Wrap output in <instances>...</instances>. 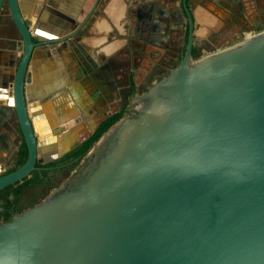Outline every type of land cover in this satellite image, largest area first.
<instances>
[{
  "label": "water",
  "instance_id": "water-1",
  "mask_svg": "<svg viewBox=\"0 0 264 264\" xmlns=\"http://www.w3.org/2000/svg\"><path fill=\"white\" fill-rule=\"evenodd\" d=\"M5 2L22 39L13 96L28 154L0 191L68 151L39 144L25 98L38 42L20 0L0 13ZM182 6V59L131 97L75 177L8 221L0 200V264H264V29L195 58Z\"/></svg>",
  "mask_w": 264,
  "mask_h": 264
},
{
  "label": "crops",
  "instance_id": "crops-1",
  "mask_svg": "<svg viewBox=\"0 0 264 264\" xmlns=\"http://www.w3.org/2000/svg\"><path fill=\"white\" fill-rule=\"evenodd\" d=\"M253 1L264 0H190L198 55L236 44L248 29H257L264 10L257 11ZM20 3L38 42L25 84L27 109L39 144L49 154L54 143L63 151L81 143L117 110L119 91L128 88L120 84L123 74L138 88L146 80L161 78L166 70L161 66L175 62L169 61V51L184 43L187 18L182 0ZM38 4L41 10L35 16ZM73 33L72 42L48 43ZM21 51L22 39L5 2L0 13V171L26 146L13 96ZM126 60L129 63L123 64ZM64 126L67 131L55 133Z\"/></svg>",
  "mask_w": 264,
  "mask_h": 264
},
{
  "label": "trees",
  "instance_id": "trees-1",
  "mask_svg": "<svg viewBox=\"0 0 264 264\" xmlns=\"http://www.w3.org/2000/svg\"><path fill=\"white\" fill-rule=\"evenodd\" d=\"M198 53H199L198 49L194 47L192 51L193 57H197ZM150 85L151 83H149L147 87L142 88V91H145ZM135 92H136L135 86H134V83L132 82L131 87L129 88L127 93L124 95V98H123L124 102L122 103L120 108L110 113L103 121H101L99 125L89 134V136L85 138L81 143L75 145L73 148H71L69 151L66 152L65 156L61 160L71 161L69 164L70 165L69 172L77 168L81 159L87 154V152L90 150L93 144L101 137V135L104 132H106L111 127V125H113L116 121H118L124 115V113L128 110L130 98ZM27 154L28 152L25 146L21 152V159L19 161L18 166L24 163L27 157ZM14 169L15 168L11 170H14ZM46 173H47L46 171L42 173L34 172L30 174L28 177L24 178L23 180L18 181L14 184H11L0 191V200H3V203H2L3 212L1 214V218L3 221L10 220L11 217L15 213L22 211L23 208L20 205V198L22 197L24 191L27 188L34 187L38 185L39 183H45V182H48V185L52 184L53 181L50 182V180H48L49 177L46 176L47 175ZM37 202L38 201H36L35 203Z\"/></svg>",
  "mask_w": 264,
  "mask_h": 264
},
{
  "label": "flooded vegetation",
  "instance_id": "flooded-vegetation-1",
  "mask_svg": "<svg viewBox=\"0 0 264 264\" xmlns=\"http://www.w3.org/2000/svg\"><path fill=\"white\" fill-rule=\"evenodd\" d=\"M188 2H189V4H190V0H187ZM253 7L257 10V11H259L260 12V10L261 11H263L264 10V1L262 2V3H260L259 1H256V2H254L253 1ZM184 9V8H183ZM191 9V8H190ZM264 12V11H263ZM187 18V17H186ZM263 22H262V24H260V26H258L257 27V29L256 28H250V29H248L247 30V33H249V34H251V33H254V32H257V31H259V30H261V29H264V18H263V20H262ZM185 38H184V43H183V45H182V47H180V48H173L171 51H169V54L172 56L170 59H169V61H175L174 63L172 62L171 64H168V63H165L164 65H162L161 67L162 68H165L166 70H165V74L166 73H168L169 71H170V69H172V68H174V67H176L177 66V64L180 62V60L182 59V56H183V53H184V50H185V48H186V44H187V39H188V25H187V23H186V25H185ZM195 43H196V41H195ZM194 47H196V44H195V46ZM193 47V48H194ZM193 51V50H192ZM142 59V55H140L139 56V58H138V60H141ZM167 60V59H166ZM165 60V61H166ZM130 61H131V58H130ZM124 63H129L128 62V60H126L125 62H123V64ZM131 64V63H130ZM102 70H103V66H102V68H101ZM164 74V75H165ZM123 76V78H122V81L125 79V77L124 76H126V79H127V82L125 83L126 85L128 84V88L125 86V88L124 89H122V90H120L119 91V94H118V101H117V105H118V102H119V106H121L122 105V103H123V98H124V95L127 93V91L129 90V88L131 87V83L133 82V80H130V77H128L126 74H123L122 75ZM163 76V75H162ZM161 76V77H162ZM146 77H148V76H146ZM154 80H150V81H148V80H146L145 81V85H147V84H149V83H152ZM134 83V86H135V90H136V92H139L140 91V88H138L137 87V85L135 84V82H133ZM135 92V93H136ZM134 93V94H135ZM133 94V95H134ZM132 95V96H133ZM131 96V97H132ZM130 100H131V98H130ZM83 141V140H82ZM81 141V142H82ZM24 147L25 146H22L20 149H18V151L15 153V155L13 156V158L10 160V161H8V162H6L7 163V167L5 168V169H2L1 171H0V175L1 174H3V173H6V172H9L11 169H13V168H16L18 165H19V161H20V159H21V152H22V150L24 149ZM73 148V147H72ZM70 150V149H69ZM68 150V151H69ZM65 154H66V152H64L62 155H60V156H58L57 158H54V159H51V160H48V161H44V162H37V164H39V165H37L36 164V169L35 170H33L32 172H31V174L32 173H34V172H39V173H42V172H44V171H46L47 173V177H49L48 178V180H50V182H52V181H54L53 180V178L54 177H56V176H61V173H63L64 171H69V164H70V162L71 161H62L61 159L65 156ZM51 163H53V164H51ZM47 164V165H46ZM44 165V166H43ZM74 171V170H73ZM73 171H71L70 172V174L68 175V177H75V175L72 173ZM67 177V178H68ZM37 187H42V186H48V182H45V183H39L38 185H36ZM56 187V186H55Z\"/></svg>",
  "mask_w": 264,
  "mask_h": 264
},
{
  "label": "rangeland",
  "instance_id": "rangeland-1",
  "mask_svg": "<svg viewBox=\"0 0 264 264\" xmlns=\"http://www.w3.org/2000/svg\"><path fill=\"white\" fill-rule=\"evenodd\" d=\"M124 77H125V79L123 81L120 80V84L123 85V86L127 82L126 76H124ZM147 85H145V84L142 85V87H140L139 93L142 91V88L147 87ZM123 102H124V100H123ZM129 105H130V103H129ZM119 108H120V106H119V102H118L117 110ZM70 172L69 171H64L63 173H61V176L54 177L53 178L54 181L52 182L51 185L42 186V187L34 186V187L27 188L24 191L22 197L20 198V205L22 206V208L24 209L26 207H29L32 204H34L36 201L39 202L41 199H43L55 186H58L60 183L64 182L67 179V177L70 174Z\"/></svg>",
  "mask_w": 264,
  "mask_h": 264
}]
</instances>
